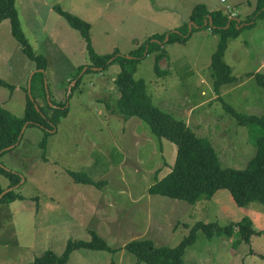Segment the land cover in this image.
Masks as SVG:
<instances>
[{
	"label": "rangeland",
	"instance_id": "obj_1",
	"mask_svg": "<svg viewBox=\"0 0 264 264\" xmlns=\"http://www.w3.org/2000/svg\"><path fill=\"white\" fill-rule=\"evenodd\" d=\"M249 1L255 8L256 0ZM196 3L211 9L229 5L242 19L250 11L246 2L234 0H16L29 44L48 60L44 75L31 78L32 98L47 108L50 101L63 103L71 97L69 111L48 136L45 151L39 146L41 128L27 126L17 147L0 156L4 167L21 174L23 184L16 190L25 197L0 204V264H26L45 250L61 254L68 239L88 240L90 230L118 250L78 249L68 264H147L137 263L124 246L134 239H151L155 245L173 247L196 222L225 226L244 217L256 229L248 243L234 247L232 239L209 238L198 229L183 263L264 264V204L237 206L227 190L194 204L148 192L170 171L176 146L154 136L138 117L124 121L107 110L105 101L118 96L113 83L120 71L117 63L101 71H84L85 66L76 89L68 91L79 66L89 61L84 40L58 14V7L89 22L97 53L127 54L149 36L187 22ZM217 42L216 34L198 29L185 43L166 44L167 58L159 62L164 74L156 73V53H150L137 64L134 77L145 82L153 104L185 120L197 136L212 143L222 167L242 169L253 156L255 136L261 131L239 125L224 104L241 114L264 116V86L255 78L256 73L264 74V17L254 19L229 41L224 60L235 80L218 92L210 73ZM33 72L35 62L11 34L9 19L3 20L0 106L17 117L23 116ZM68 170L84 171L101 186L76 183ZM9 184V178L0 174V187L8 189Z\"/></svg>",
	"mask_w": 264,
	"mask_h": 264
},
{
	"label": "trees",
	"instance_id": "obj_2",
	"mask_svg": "<svg viewBox=\"0 0 264 264\" xmlns=\"http://www.w3.org/2000/svg\"><path fill=\"white\" fill-rule=\"evenodd\" d=\"M57 12L73 29L79 32L85 42L86 57L89 61V64L79 66L75 76L76 83L71 91H74L81 81L80 73L85 66L86 71H101L117 63L120 71L113 83L118 96L116 99L105 101L107 110L120 116L124 121L131 117H138L149 126L151 133L158 139H166L175 144L174 163L166 175L160 179L157 178L149 186L150 194L194 204L200 199H211L221 190H227L237 206H244L253 201L264 204V116L241 114L230 105L224 104L226 110L239 125L255 127L261 132L257 137L255 136L256 150L244 168L222 167L218 152L212 143L204 137L197 136L185 120L176 119L153 104L152 97L147 93L145 82L134 77L137 64L150 53H156V73L164 74V70L159 67V62L167 58L166 44L185 43L194 31L208 29L218 36L217 46L211 55L210 62L213 86L218 92L222 85L231 84L235 80L231 66L224 60L228 43L237 38L241 30L249 27L254 19L264 17V0L255 1L254 11L250 14L251 16L247 15L251 18L246 16V19L238 15L230 17L223 10H209L204 3H197L192 7L187 22L174 30L149 36L136 49L127 54H121L118 50L107 54L97 53L92 45L89 22L60 7L57 8ZM5 19H9L11 34L21 45L22 51L36 64V72L32 78L36 75L43 76L42 70H46L48 60L45 55H36L29 44L21 28L16 0H0V23ZM255 78L260 85L264 86V74L256 73ZM70 97L71 95H68L63 103L50 101V104L46 103L47 108H44L35 99L31 100L27 93L24 113L21 117L13 115L9 110L0 106V156L17 147L25 126L41 128L43 138L39 146L45 151L48 136L55 132L61 118L65 117L69 111L67 101ZM48 110H51V113ZM0 174L9 178L8 188H12L0 198V204L23 200L25 197L16 190L23 184L21 174L7 169L1 163ZM68 174L76 183L101 186L84 171L68 170ZM4 190L6 189L0 187V194ZM198 229H202L209 238L214 235L226 236L233 240L234 247L241 242L248 243L251 236L256 233L249 217L225 226H220L217 222L199 221L191 227L189 233L176 246H158L151 239H134L128 242L124 249L136 257L137 263L184 264L185 250L195 242ZM89 234L88 240L68 239L61 254L45 250L26 264H68L71 254L78 249L113 253L118 250L111 248L96 231L90 230Z\"/></svg>",
	"mask_w": 264,
	"mask_h": 264
},
{
	"label": "water",
	"instance_id": "obj_3",
	"mask_svg": "<svg viewBox=\"0 0 264 264\" xmlns=\"http://www.w3.org/2000/svg\"><path fill=\"white\" fill-rule=\"evenodd\" d=\"M85 69H86V67L84 68V71H85ZM42 72H44V70H42ZM35 72H33L30 76H29V79H28V84H27V92H28V95H29V97H30V99L31 100H33V98H32V96H31V93H30V82H31V78H32V76H33V74H34ZM75 83H76V81L74 80V82H73V84L72 85H75ZM71 89H72V86L70 85L69 87H68V91L70 92L71 91ZM48 98H49V96H48ZM26 128V126L24 127V129ZM24 129H23V131H24ZM12 188H8V189H6V190H4L1 194H0V198L8 191V190H11Z\"/></svg>",
	"mask_w": 264,
	"mask_h": 264
},
{
	"label": "crops",
	"instance_id": "obj_4",
	"mask_svg": "<svg viewBox=\"0 0 264 264\" xmlns=\"http://www.w3.org/2000/svg\"><path fill=\"white\" fill-rule=\"evenodd\" d=\"M220 1H221V2H225L226 0H220ZM241 1H242V2H246V4H248V6L250 7V11H249V13H247V14H248V15L251 14V13L254 11V7H253L252 4L250 5V1H249V0H234V2H241ZM254 1H255V0H254ZM254 1H253V2H254ZM196 4H197V3H196ZM194 5H195V4H194ZM227 6H229V5H226V7H227ZM224 8H225V7H224ZM224 8H220V9H221V10H226V8H225V9H224ZM191 9H192V7H191ZM191 9H190V11H189V13H188V18H189V15H190ZM208 9H209V10H215V9H211V8H209V7H208ZM217 9H218V8H217ZM150 11L153 12V11H157V10H156V9H153V11H152V9H151ZM233 12H234V11H233ZM234 13H235V12H234ZM236 14H237V13H236ZM246 16H247V15H246ZM188 20H189V19H188ZM73 253H74V252H73ZM73 253L71 254V256L73 255ZM71 256H70V257H71Z\"/></svg>",
	"mask_w": 264,
	"mask_h": 264
},
{
	"label": "clouds",
	"instance_id": "obj_5",
	"mask_svg": "<svg viewBox=\"0 0 264 264\" xmlns=\"http://www.w3.org/2000/svg\"><path fill=\"white\" fill-rule=\"evenodd\" d=\"M226 13H228L229 14V16L230 17H235V16H237V14L235 13V16H231L230 15V13H234L233 11H231L230 9H229V6L228 7H226V10H224Z\"/></svg>",
	"mask_w": 264,
	"mask_h": 264
},
{
	"label": "built area",
	"instance_id": "obj_6",
	"mask_svg": "<svg viewBox=\"0 0 264 264\" xmlns=\"http://www.w3.org/2000/svg\"><path fill=\"white\" fill-rule=\"evenodd\" d=\"M231 16H235V13H230Z\"/></svg>",
	"mask_w": 264,
	"mask_h": 264
}]
</instances>
